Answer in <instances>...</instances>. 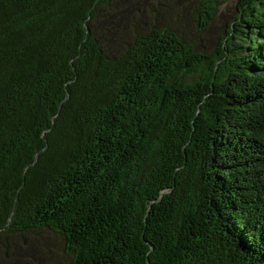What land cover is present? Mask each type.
Listing matches in <instances>:
<instances>
[{
    "label": "trees",
    "instance_id": "16d2710c",
    "mask_svg": "<svg viewBox=\"0 0 264 264\" xmlns=\"http://www.w3.org/2000/svg\"><path fill=\"white\" fill-rule=\"evenodd\" d=\"M190 2L0 0V264H264V0Z\"/></svg>",
    "mask_w": 264,
    "mask_h": 264
},
{
    "label": "rangeland",
    "instance_id": "374dc122",
    "mask_svg": "<svg viewBox=\"0 0 264 264\" xmlns=\"http://www.w3.org/2000/svg\"><path fill=\"white\" fill-rule=\"evenodd\" d=\"M187 0H182L185 3ZM190 2V7L188 5L186 12V19H183L181 22L178 20L176 25L178 28L183 30V32L190 38L192 41H201L204 43V46H212L217 42L219 38V33H222V30L226 28L228 23L232 20L233 16L236 14V5L238 0H219L220 6L217 13V16L212 23L208 33L199 34L195 19L191 17V9L194 7L196 0H188ZM182 4L179 3L177 9L180 11L182 9ZM186 11V8L184 7ZM165 19L168 18V22H173L174 19L178 17L176 13H164ZM164 19V18H163ZM195 24V27L193 26ZM200 42V43H201ZM31 239L34 243L38 245V251H35L33 256L35 264H69L72 257L66 252L65 249V240L58 234H55L49 230H41L31 235ZM2 255L3 252L0 251ZM0 255V257H1Z\"/></svg>",
    "mask_w": 264,
    "mask_h": 264
}]
</instances>
